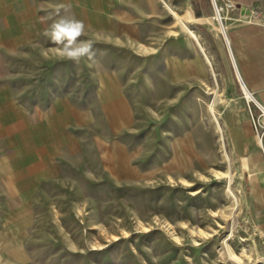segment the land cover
I'll return each instance as SVG.
<instances>
[{
  "label": "rangeland",
  "instance_id": "374dc122",
  "mask_svg": "<svg viewBox=\"0 0 264 264\" xmlns=\"http://www.w3.org/2000/svg\"><path fill=\"white\" fill-rule=\"evenodd\" d=\"M184 2L0 0V264H264L211 96L167 81ZM61 17L85 24L90 57L56 54ZM119 94L122 129L106 113ZM25 130L49 177L17 175Z\"/></svg>",
  "mask_w": 264,
  "mask_h": 264
},
{
  "label": "crops",
  "instance_id": "0c3cea01",
  "mask_svg": "<svg viewBox=\"0 0 264 264\" xmlns=\"http://www.w3.org/2000/svg\"><path fill=\"white\" fill-rule=\"evenodd\" d=\"M214 1L218 5L231 2L237 8L225 15V36L215 18ZM183 4L188 5L182 14H172L182 32L169 31L167 35V81L172 85H196L211 96L210 105L217 108L216 116L241 183L245 208L264 234V137L259 140L256 135L253 118L260 112L250 97L252 94L264 105V19L251 14L254 8H264V0H185ZM125 100L119 94L106 108L119 129L132 119ZM75 113L79 117V112ZM25 132L28 130L23 131L18 144L23 160L18 162L17 175L30 179L49 177L54 168L51 153L30 130L24 135ZM107 159L108 156L109 163ZM123 169L128 178L136 168L124 163Z\"/></svg>",
  "mask_w": 264,
  "mask_h": 264
},
{
  "label": "clouds",
  "instance_id": "9594fccd",
  "mask_svg": "<svg viewBox=\"0 0 264 264\" xmlns=\"http://www.w3.org/2000/svg\"><path fill=\"white\" fill-rule=\"evenodd\" d=\"M85 27L82 21L74 17H61L45 30V35L57 45L55 52L60 58L78 62L92 55L91 41L80 39Z\"/></svg>",
  "mask_w": 264,
  "mask_h": 264
},
{
  "label": "built area",
  "instance_id": "2783aa9c",
  "mask_svg": "<svg viewBox=\"0 0 264 264\" xmlns=\"http://www.w3.org/2000/svg\"><path fill=\"white\" fill-rule=\"evenodd\" d=\"M214 9H215V18L217 22L220 24V27H222L223 35L225 36V29L223 25V21L225 18V15L234 9H237L236 6L231 2H226L223 5H218L214 1ZM251 14L254 16H259L264 19V8H254L251 11ZM251 97V101L256 106V108L259 110L260 114L259 116L253 118V125L256 132V135L258 136L259 140H262L264 137V122H262V119L264 118V105L257 102V100L253 97Z\"/></svg>",
  "mask_w": 264,
  "mask_h": 264
},
{
  "label": "bare ground",
  "instance_id": "6f19581e",
  "mask_svg": "<svg viewBox=\"0 0 264 264\" xmlns=\"http://www.w3.org/2000/svg\"><path fill=\"white\" fill-rule=\"evenodd\" d=\"M165 3V2H164ZM221 29H222V27H221ZM213 105V104H212ZM212 105H210L209 107H210V109L211 110H213V106ZM225 176L228 178V183H229V185L232 183V179H230L229 177L231 176V173H230V171H229V173H228V171L225 173ZM233 197V196H232ZM235 200V199H234ZM237 206H238V202L236 201L235 202V207H234V209H236L237 208ZM237 210V209H236ZM235 212V211H234ZM234 217V216H233ZM234 259V258H233ZM234 260H236V259H234ZM238 262V261H237Z\"/></svg>",
  "mask_w": 264,
  "mask_h": 264
},
{
  "label": "water",
  "instance_id": "95a60500",
  "mask_svg": "<svg viewBox=\"0 0 264 264\" xmlns=\"http://www.w3.org/2000/svg\"><path fill=\"white\" fill-rule=\"evenodd\" d=\"M170 9V8H169ZM171 10V9H170ZM172 11V10H171ZM172 14H174V12L172 11ZM182 26L184 27V28H186L188 31H189V29L187 28V26L184 24V23H182ZM250 96H252V94H250ZM226 152V151H225Z\"/></svg>",
  "mask_w": 264,
  "mask_h": 264
}]
</instances>
